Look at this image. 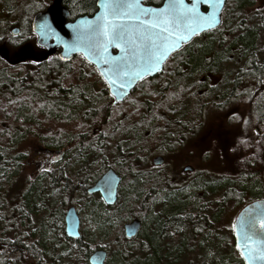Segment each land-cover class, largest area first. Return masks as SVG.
<instances>
[{"label":"trees","instance_id":"1","mask_svg":"<svg viewBox=\"0 0 264 264\" xmlns=\"http://www.w3.org/2000/svg\"><path fill=\"white\" fill-rule=\"evenodd\" d=\"M51 3L0 0V48L8 50L10 60L28 53L43 56L31 22ZM96 3L63 1L71 19L94 14ZM256 3L228 0L220 27L173 54L162 73L140 82L122 103H114L106 82L82 56L64 62L54 55L12 65L0 53V264H55L40 233L25 232L26 224L34 229L35 217V228H42L39 219L49 209L54 214L69 206H76L82 219V237L71 241L86 264L99 248L108 252L105 264H245L225 217L229 206L240 211L264 198V7L250 12ZM14 22L21 27L17 35L11 33ZM76 63L85 71L73 82ZM207 72L220 75L217 85L210 84ZM232 104L241 108H229ZM224 108L228 111L220 115L239 126L229 152L231 163L223 173L205 170L175 180L149 167L155 153H174L198 142L213 112ZM63 125L70 130H60ZM29 136L48 147L72 149L29 186L20 205L10 208L6 195L22 175L29 155L21 146ZM109 168L122 176L113 206L99 194L87 193ZM42 179L48 185L43 191L59 189L60 208L42 209L48 194L41 205L28 200ZM12 213L23 229L13 238L2 219ZM135 218L142 221L137 237L123 234L115 247L106 243L114 222L123 225ZM87 221L105 229L101 239L85 238Z\"/></svg>","mask_w":264,"mask_h":264},{"label":"water","instance_id":"2","mask_svg":"<svg viewBox=\"0 0 264 264\" xmlns=\"http://www.w3.org/2000/svg\"><path fill=\"white\" fill-rule=\"evenodd\" d=\"M63 1L64 0H53L51 5L45 11L35 14L33 17L31 27L32 31L37 36V44L46 50V53L42 57L37 58L33 55H28L15 61H11L8 50L1 48L0 53L5 51L6 59L12 65L19 64L25 61L27 58H33L39 62H42L47 60L49 57L56 55L57 53L59 58L64 62H70L77 55H81L86 60V62L93 65L98 70L103 80L107 83L109 92L114 97V103H122L131 95L138 83L142 82L146 78H152L162 73L164 70V65L169 60V58L174 53L181 50L184 45L190 43L195 37L220 27L222 24L223 11L228 0H223V3H215V0H213V3L211 4L205 3L204 0H200V2L196 5L197 11L203 14L205 18L215 16V23L213 25H193V27L198 28V31L191 35L184 33V35H188V40L177 41L175 46L168 49L167 54L154 68L149 71H145L143 68L125 67L123 68L119 78L112 75V69L114 67V62L118 61L119 58L124 56V52L121 51L120 48H117L115 44H110L108 45L106 52L101 51L99 54H96L92 52L85 43H78L75 39L78 34L87 35L90 25L95 26L97 23H102V21L99 20L101 14L104 12V9L101 7L102 0H97V11L93 15L79 16L73 20H70V12L63 5ZM147 1L148 0H140V7L143 9L155 10L164 8L169 3V0H163L159 5H153L148 4ZM193 2L194 0H185V4L189 8ZM45 20L50 26V30H48L46 34H42L39 25ZM121 22L126 24L129 31H131L138 23L135 20H124ZM18 33V27L12 30L13 35H17ZM114 50H116V53ZM137 71L141 72L142 75H135V72ZM123 72H127L128 75H123ZM112 81H115V83ZM121 84H123V87H121ZM153 163L157 166L162 165L164 163V157L160 155L156 156L153 159ZM186 169L193 170V168L190 166H187ZM121 182L122 176L119 175L113 168H109L95 182V184L87 189V193L89 195L99 194L108 206H113L118 200ZM248 210H252L254 213L264 216V198L255 200L244 206L237 214L235 221ZM141 226L142 221L139 218H135L132 221L126 223L124 225L125 236L128 239L137 237ZM80 227L81 218L79 213L76 207L71 206L68 208L65 215L66 236L71 240H79L82 237ZM256 231L259 235L254 238L255 243L249 242V247L252 249L264 250V229L260 228L259 221H257L256 224ZM238 239L242 245V247L238 249L239 252L241 253L243 251L247 253L248 249L243 247L245 241L240 238V234L238 232H234L235 244H237ZM107 256L108 253L105 249H97L90 256L89 262L90 264H105ZM254 264H264V261L257 260L254 262Z\"/></svg>","mask_w":264,"mask_h":264},{"label":"rangeland","instance_id":"3","mask_svg":"<svg viewBox=\"0 0 264 264\" xmlns=\"http://www.w3.org/2000/svg\"><path fill=\"white\" fill-rule=\"evenodd\" d=\"M263 7L264 0H257L256 5L250 9V12H252L254 9H261ZM260 39L262 40L260 43V47L264 48V36H261ZM77 66L78 63L75 64V70L73 73L74 77L71 78L73 82H75L76 80L75 75L77 77L81 70V68ZM212 78V84L214 85H217V83L221 80L220 75H214ZM194 92L195 91H191L189 94H194ZM228 107L241 108V104H232ZM227 111L228 110H225L224 108L221 111H215L216 113L213 112L214 114L211 116L213 119H211L212 121H209L205 125L204 130L202 131L203 133L201 132L202 136L198 142L191 141L192 143H187V145L183 147V150L181 148V150H177V152L174 153H172V151H169L166 154L167 156L155 153L149 159V167L154 168L158 173H169L171 176H174L175 180L189 179V176L192 177L197 172L205 170L209 171L211 174H216L218 172L223 173V171H225L231 163L230 160L232 157H229V152L232 151L231 146H234V140L238 136L239 126V123L237 121H229L228 117L225 118L220 115L223 114L222 112L226 113ZM60 130L67 131L70 130V128L66 125H63L60 126ZM47 135L52 134L47 133ZM38 144L39 141L36 136H29L26 142L21 146V148L25 152H27L29 156L27 161L24 163L21 177L17 180L15 186L6 195V203L10 208L20 205V200L23 193L28 191V189L30 188L29 186H31L36 181V179L45 172L47 168L48 157L43 153L39 154L40 151L37 150V148L39 147ZM159 155L164 157V163L161 166H156L153 164V159ZM186 166H191L193 170H186L185 172L184 169L186 168ZM41 183L42 184L37 187L36 190H32L33 192L28 196V200L37 205H41L42 198L46 197V194H48L46 205L43 206L42 209L45 210L47 208H60L58 202L59 189H57L53 193L43 191L45 186H48L47 181L42 179ZM41 191H43V193H41L40 195L37 194V192ZM68 208L69 207H65L63 209L60 208V210L56 211V213L54 214L53 210L49 209L48 216H42L39 219L40 223L44 224V227L42 228H35L34 221L36 219L35 217H33L31 223H33L34 229L31 230V228H28L29 223H27L26 225L28 231L25 232L34 231V234L36 233V235L40 233V239L48 250L49 260L54 262L55 264H86L83 259V255L78 250L77 245H75L74 242L65 235V216L61 217V212L66 213ZM5 211L6 214L10 213V211L7 209H5ZM238 212L239 211L229 206L225 221L231 225L232 222L235 221ZM12 214L7 216L6 218L2 217L3 226H7V222L9 223V231L7 232V236L11 238H13L16 233H21L23 231L20 225L19 216L15 215L14 213ZM132 220L133 219L124 222L123 225H119L118 223L114 222L112 231L110 233V236L108 237L109 239L106 241V243H114L115 245L113 247H115L117 244V240H121L123 237L124 225ZM84 228L87 230L85 233L86 239L95 237L96 240H99L105 233L104 228L96 227L91 221H89V223L87 221V224ZM225 249L226 252H228L229 246H226ZM210 256L213 258L212 262H214L216 256L215 250L211 252Z\"/></svg>","mask_w":264,"mask_h":264},{"label":"snow or ice","instance_id":"4","mask_svg":"<svg viewBox=\"0 0 264 264\" xmlns=\"http://www.w3.org/2000/svg\"><path fill=\"white\" fill-rule=\"evenodd\" d=\"M200 0H194L189 8L185 0H169V3L161 9H143L140 7V0H102L101 7L104 12L99 18L102 23L95 26L90 25L87 35L76 36V42H83L94 53L106 52L108 45L115 44L124 52V56L114 62L112 75L119 78L123 68L136 67L149 71L164 58L170 47H174L177 41H187L189 35L198 31L193 25H213L215 16L205 18L197 11L196 5ZM211 4L213 0H204ZM215 3H223V0H215ZM151 13V15H150ZM135 20L138 23L129 31L126 24L121 21ZM42 34L50 30L45 20L39 25ZM107 62V61H106ZM123 75H128L123 72ZM135 75H142L135 72ZM115 83V81H112ZM123 87V84H121ZM264 229V216L248 210L236 221H233L231 228L238 232L245 243L246 252H241L245 264H254L255 261H264V250L252 249L249 242L255 243V237L259 235L256 231V224ZM241 243L236 244L240 249Z\"/></svg>","mask_w":264,"mask_h":264},{"label":"flooded vegetation","instance_id":"5","mask_svg":"<svg viewBox=\"0 0 264 264\" xmlns=\"http://www.w3.org/2000/svg\"><path fill=\"white\" fill-rule=\"evenodd\" d=\"M53 1V0H52ZM51 5V4H50ZM49 5V6H50ZM48 6V7H49ZM96 6H97V4H96ZM47 7V8H48ZM46 8V9H47ZM45 11V10H44ZM97 11V10H96ZM93 15V14H92ZM89 16H91V15H89ZM77 18V17H76ZM75 19V18H74ZM33 20V19H32ZM70 20H73V19H71L70 18ZM11 21H13V17L11 18ZM13 24V26H12V28H11V33H12V30L14 29V28H16V27H18V29H19V32H21V27L19 26V25H17L15 22L14 23H12ZM16 24V25H15ZM31 26H32V22H31ZM31 29H32V27H31ZM34 33V32H33ZM19 34V33H18ZM36 36V35H35ZM37 37V36H36ZM194 40V39H193ZM192 40V41H193ZM36 42H37V38H36ZM191 43V42H190ZM190 43H188V44H186V45H184V47L181 49V50H183V49H185V47H187ZM40 47V46H39ZM1 48H3V49H5V50H7L6 48H4V47H1ZM0 48V49H1ZM181 50H179L178 52H180ZM4 52V54H5V56H6V52L5 51H3ZM114 52L116 53V50H114ZM9 53V52H8ZM23 53V52H22ZM45 53H46V50H45ZM44 53V54H45ZM177 53V52H176ZM43 54V55H44ZM175 54V53H174ZM28 55H33L32 53H28V54H25L23 57H25V56H28ZM57 56H58V53L56 54ZM34 57H37V56H35V55H33ZM77 56H81V55H77ZM22 57V58H23ZM172 57V56H171ZM171 57L169 58V60L171 59ZM9 58H10V56H9ZM37 58H39V57H37ZM28 59H33V58H27L26 60H28ZM25 60V61H26ZM33 60H35V59H33ZM169 60L166 62V64L164 65V69H165V66L167 65V63L169 62ZM12 61V60H11ZM14 61V60H13ZM37 61V60H36ZM95 68V67H94ZM96 69V68H95ZM74 70H75V68H74ZM87 70H90V71H93L91 68H87ZM82 71H85V70H83V68H81V70H80V72H82ZM96 71L98 72V70L96 69ZM98 74L100 75V73L98 72ZM214 75H216V73H213V72H207V77L209 78V80L211 81L210 82V84H212V82H213V76ZM101 76V75H100ZM201 79H203V80H205V77H203V78H201ZM107 84V83H106ZM138 85H139V83H138ZM138 85L136 86V88L138 87ZM135 88V89H136ZM134 89V90H135ZM108 90H109V88H108ZM134 90L132 91V93L134 92ZM110 93V92H109ZM112 96V95H111ZM113 97V96H112ZM113 99H114V97H113ZM114 101V100H113ZM39 145V147L37 148V150H39L40 152H39V154L40 153H43V154H45L48 158V161H47V168L50 166V165H52V164H54L56 161H58V160H63V158H64V155L66 154V150H71L72 149V147L70 146V145H68V146H65L64 148H56V147H48V146H45V145H43V144H38ZM191 167V166H190ZM186 168H187V166H186ZM184 169V171L186 172V170L187 169ZM188 171H192V170H188ZM192 173V172H191ZM189 179L191 178V176H189L188 177ZM65 215H66V213H65ZM65 218V217H64ZM81 227H82V224H81Z\"/></svg>","mask_w":264,"mask_h":264},{"label":"bare ground","instance_id":"6","mask_svg":"<svg viewBox=\"0 0 264 264\" xmlns=\"http://www.w3.org/2000/svg\"><path fill=\"white\" fill-rule=\"evenodd\" d=\"M120 188V187H119ZM92 195H94V194H92ZM119 195V194H118ZM69 207H71V206H69ZM75 207V206H74ZM77 209V208H76ZM81 218V217H80ZM99 249H101V248H99ZM106 263V262H105Z\"/></svg>","mask_w":264,"mask_h":264}]
</instances>
